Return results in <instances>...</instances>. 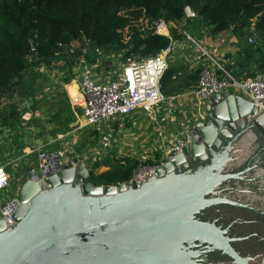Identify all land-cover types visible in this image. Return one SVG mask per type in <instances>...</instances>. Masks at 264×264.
<instances>
[{
  "label": "water",
  "instance_id": "water-1",
  "mask_svg": "<svg viewBox=\"0 0 264 264\" xmlns=\"http://www.w3.org/2000/svg\"><path fill=\"white\" fill-rule=\"evenodd\" d=\"M203 109L197 141L136 181L96 185L77 157L43 182L29 170L10 226L0 220V264H264V251H241L250 236L232 209L258 197L244 184L264 168L238 167L254 131L264 137V113L227 91Z\"/></svg>",
  "mask_w": 264,
  "mask_h": 264
},
{
  "label": "trees",
  "instance_id": "trees-1",
  "mask_svg": "<svg viewBox=\"0 0 264 264\" xmlns=\"http://www.w3.org/2000/svg\"><path fill=\"white\" fill-rule=\"evenodd\" d=\"M186 6L195 12L184 25L193 34L204 29L214 36L231 29L239 38L254 35L250 44L244 39L243 56L236 60L238 69L232 70L236 77L264 70V0H0V129L20 127L25 109L19 104L34 95L40 77L36 69L43 65L53 69L52 64L62 61V67L69 70L83 50L90 60L89 49L93 48L116 55L124 63L153 56L170 43L167 36L153 33L154 22L183 21ZM170 35L175 40L184 37L172 26ZM73 42L78 48H72ZM252 64H257L256 68ZM201 67L170 63L160 80L162 94L175 95L193 88ZM57 104L52 115L58 121L64 108ZM58 125L60 131L68 127L66 122ZM93 134L96 132L83 131L81 141ZM77 151L85 152L80 146ZM135 165L128 156H106L95 161L93 168L107 169L98 173L91 170V181L96 185L127 181Z\"/></svg>",
  "mask_w": 264,
  "mask_h": 264
},
{
  "label": "built area",
  "instance_id": "built-area-1",
  "mask_svg": "<svg viewBox=\"0 0 264 264\" xmlns=\"http://www.w3.org/2000/svg\"><path fill=\"white\" fill-rule=\"evenodd\" d=\"M194 17L195 12L186 6L184 8V24L186 20ZM170 27L171 23L163 19L156 20L152 26L153 33L167 36L170 41L169 45L153 56L122 62V68L116 71L110 79H100L91 73L90 65L86 60V50H83L76 61V69L78 70V75L75 72L77 91L67 96V102L71 109L79 112L81 124L76 123L69 130L54 136L51 141L37 144L35 147L28 148L25 146L27 145L26 142L24 143L22 139H19L20 148H17L20 149L21 153H15L14 159H20L22 166L34 171L37 182H43L68 158L77 157L84 161L90 158L94 164L98 154L88 156L77 151L78 137L83 131L90 129L107 131L108 133V130H111L108 121L113 123L124 117L138 115L142 111L154 118L163 104H173L177 101L180 95H163L160 88V80L168 66L167 56L174 51L177 45L176 40L170 35ZM184 34L193 40L187 33L184 32ZM247 41L252 43L253 38L248 37ZM198 47L200 54L195 60L196 62L203 61V64L194 90L189 92H192L203 102L212 95L221 94L224 91L234 92L251 101L258 112L264 113V70H257L253 76L236 77L232 69L215 58L212 52L199 44ZM24 109L22 124L24 120L30 124L32 114L28 108ZM192 128L187 130L184 127L182 131L181 129L177 130L178 138L170 150L165 153L164 158L155 160L153 163H145L144 161L139 163V166H135L136 169L131 172L129 180L136 181L154 173L155 169L161 167L171 158L172 153L177 154L181 152L185 144L196 142ZM51 143H54L53 147H50L49 144ZM32 156L34 160L31 158ZM26 175L28 177L27 173ZM20 179V167L15 166L12 172L0 164V220H3L7 226H10L13 220L12 213L15 202H18V196L7 200H3L1 196L8 193L12 186H16L19 191L16 183L19 184Z\"/></svg>",
  "mask_w": 264,
  "mask_h": 264
},
{
  "label": "rangeland",
  "instance_id": "rangeland-1",
  "mask_svg": "<svg viewBox=\"0 0 264 264\" xmlns=\"http://www.w3.org/2000/svg\"><path fill=\"white\" fill-rule=\"evenodd\" d=\"M192 24L195 28L197 27V21L193 22ZM184 25L185 24L183 21H179L176 24H171V26L178 31V34H182L184 36L183 38H185L184 40L186 42V45L188 44L189 46L188 52H190V54L192 55L200 54L198 44H201L199 38L201 35H203L204 32H201L203 30L201 29L198 33L193 34L189 32L190 28L184 27ZM250 31H253L252 28L250 29ZM184 32L187 33L194 41L187 38ZM229 34L227 35L228 37L224 38V42L221 45L223 48L224 46H235L232 42H229ZM249 37H252L254 42L255 37L254 35H252V33ZM78 46L79 45L77 42L72 43V48L76 49L78 48ZM200 46L208 50L206 43L201 44ZM194 50L196 53L194 52ZM89 52L90 60H87V63L88 65H90L91 73L95 77H99L100 79H110L113 74L116 71L120 70L123 66L122 61L118 59L116 55L107 54L104 51L95 48L89 49ZM215 58L217 57L215 56ZM225 58L226 57H223V59ZM219 61L222 62L223 60L219 59ZM223 63L227 64L226 62ZM52 65L54 66L53 69L48 68V66L46 65H43L39 69H36L41 77L38 78L35 85L41 87V90L38 94L25 98L19 104V108H28V110L32 111V114H35L32 123L22 124L21 120L20 127L17 129H0V153L3 151L11 153L13 150H15L12 146V142L16 140L17 144L18 142H20L19 138L22 139L24 143L26 142L27 145L25 146H27L28 148L32 146L35 147L37 144H42L49 141V137H53L56 136V134H61L64 132L59 130L60 126L58 124L60 122L67 123L66 126L68 127L64 129L65 131L69 130L76 123L81 124L79 112L77 110L74 111L71 109L69 103L67 102V96L63 93L67 91L70 95L71 92H74L77 89L75 80L76 61L69 70L66 67H62V61L55 62ZM73 84H75V87L74 89H71V85ZM52 88H55V91L52 92L51 95L50 92L53 90ZM61 93H63L64 95H61ZM49 97L53 99L52 103L49 102ZM56 102H58L57 105L59 109H61V106L62 108H64V110H60L58 113V121L52 115V113L56 112L54 111L53 107L52 109H50L52 113H49L51 104H56ZM33 104L35 105L34 109L31 107L33 106ZM67 112L68 114H66ZM59 114H61V116ZM162 115H164V113ZM204 116L205 114L200 121H204ZM32 117L33 115L31 116V118ZM133 120H135L136 123L134 125H131ZM155 121H157L156 118L146 116V113L142 111L138 115H134L133 117L128 116L119 119L118 121L113 122L110 126L108 124L111 129L108 130V133L107 131L103 132L100 130L87 129V131H94L96 132V134H93V137L85 142L81 141L82 135H80L77 141V148L80 146V148L85 151L83 152V154H86L88 156L90 154H98L95 158V161L104 159L106 156H114L116 158L128 156L132 160V162H134V164L136 162L135 166H137L139 163H142L143 161L145 163L149 160L154 162L155 160L164 158L165 153L170 150V147H172V144L175 143L178 138V135L176 134L177 132L168 124H163L162 127L159 128L160 130L158 132L153 131L154 133L151 134L152 128L155 126L158 127V123L156 125ZM164 121L165 118L162 119L160 123H164ZM149 122H152V126L149 125ZM180 129L182 131L184 127L181 126ZM32 134H34V136H32ZM17 136L19 138H16ZM49 145H51L50 147H53L54 143H51ZM7 154L5 155L8 156ZM9 157L10 155L6 160L9 159L10 161L8 162L5 160V162L2 164L7 167V169H10V171L12 170L13 172L15 166H18L17 164L20 162V159H16L15 162H13L12 157ZM31 158L34 160L33 156ZM84 162L89 171L94 170L95 173L107 169V167L103 166H100L99 168H93V164L90 158L85 159ZM135 166L132 168V171L133 169H136ZM20 171L21 179L19 180V184L16 183L18 187H20L21 184L28 178L26 173L29 170L25 166L21 165ZM16 196H18V188L16 186H12L10 188V191L8 193H4L1 198L3 200H7Z\"/></svg>",
  "mask_w": 264,
  "mask_h": 264
},
{
  "label": "crops",
  "instance_id": "crops-1",
  "mask_svg": "<svg viewBox=\"0 0 264 264\" xmlns=\"http://www.w3.org/2000/svg\"><path fill=\"white\" fill-rule=\"evenodd\" d=\"M201 32H204L203 35H201L199 38L201 44L206 43V45L208 47V51L212 52L214 54V56H216L218 59L223 60L222 62H226L227 63V64H225L226 67H228L232 70H237L238 67L236 66V60H237L239 55L243 56V54H242L243 42H244V39L247 40L250 35L247 36V35L243 34V35H241V38H239L238 36L235 35V33L232 30L223 31V32H220L214 36L209 35L204 29ZM228 34H229V42H232L235 46H229V47L224 46V48H225L224 49L221 45L224 42V38L228 37L227 36ZM184 39L185 38H182L180 40H176L177 45L174 48V51L167 56V65H169L170 63L174 64V65H184V66H187L191 69V68L198 66L199 64H203V61L196 62V60H195L196 56H198L199 54H193L192 55V54H190V52H188L189 46H188V44L186 45V42ZM194 52H195V50H194ZM224 53H226L228 55H226ZM223 57H226V58L223 59ZM86 60H88V59L86 58ZM253 68H256V65H253ZM75 72L78 75L77 69ZM40 77H41V75H40ZM74 85L75 84L71 85V89H74V87H75ZM194 87L191 89H185L184 91L178 93L177 95H180V97L177 99V101L173 102V104L172 103H170V104L165 103V104H163V106L160 107V109L158 110V112L155 114V117H154L157 120V121H155V123H156V125L158 123V127L157 126L153 127L151 130V134L154 132H158L160 130L159 128L162 127L163 124L164 125L168 124L175 131L180 130L181 126L187 128V130H189L190 128H192L194 126V124L196 122H199L202 119L203 115L205 114V111L203 109L204 102L201 101L199 98H197L192 92H189L191 90H194ZM52 89L53 90L50 92L51 95H52V92L55 91V88H52ZM40 90H41V87L35 85L34 95L38 94L40 92ZM76 91H77V89H76ZM76 91L71 92V95L76 93ZM63 93L66 94V96H69V93L67 91L63 92ZM63 93H61V95H64ZM186 93H188V94H186ZM52 101H53V99L49 97V102L52 103ZM53 106H54V104H51V106L49 108V113H52V111L50 109H52ZM163 113H164V115H162ZM31 114H32V111H31ZM32 115H33V117L32 118L30 117V120H31L30 123H32L33 118L35 117V114H32ZM146 116H149V115H146ZM164 118H165L164 123H160V121H162V119H164ZM135 120H133L131 125H134L136 123ZM24 123H26V121H24ZM149 123H150L149 125L152 126V122H149ZM108 124L110 126L112 124V122L108 121ZM63 131H65V130H63ZM18 136L16 138L20 137V136L19 137ZM32 136H34V134H32ZM49 139H50L49 141H51L52 139H54V136L49 137ZM16 142H17L16 140H14L12 142V144H13L12 146L14 147L15 150H13L11 153H8L5 151L0 153V161H1L0 164L4 163L9 155H10L9 158L12 157V161H13V160H15L14 159L15 153H18V154L21 153V151L19 149L20 148L19 143L16 144ZM17 147H19V148H17ZM5 154H7L8 156H6ZM6 161H9V159ZM20 164L21 163L19 162L17 164L18 166H16V167H20L22 165V164L21 165Z\"/></svg>",
  "mask_w": 264,
  "mask_h": 264
},
{
  "label": "flooded vegetation",
  "instance_id": "flooded-vegetation-1",
  "mask_svg": "<svg viewBox=\"0 0 264 264\" xmlns=\"http://www.w3.org/2000/svg\"><path fill=\"white\" fill-rule=\"evenodd\" d=\"M254 139L252 146V154L249 158L238 168L242 169L247 165H251L256 163L259 167L264 168V137L259 134L257 131H254ZM249 180L251 179L252 184H255V187L252 188L251 185L244 184L245 186H249V189L254 190L258 194L257 198L254 200H247L250 204L249 209L245 208H232L236 211H239L235 216L238 219L235 227L240 229L239 235L245 234L249 235L250 238L245 242V249L241 250L245 253H255L264 251V176H262V180H254L251 177H247ZM250 181V182H251ZM231 216H228V220H230Z\"/></svg>",
  "mask_w": 264,
  "mask_h": 264
}]
</instances>
